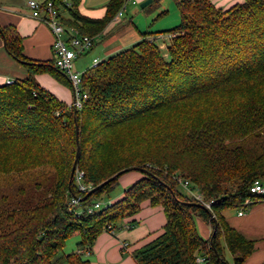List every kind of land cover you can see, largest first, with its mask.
<instances>
[{
  "label": "trees",
  "instance_id": "1",
  "mask_svg": "<svg viewBox=\"0 0 264 264\" xmlns=\"http://www.w3.org/2000/svg\"><path fill=\"white\" fill-rule=\"evenodd\" d=\"M50 1L65 27L93 35L125 0H109L101 19L82 15L79 0ZM173 1L179 22L166 31L168 59L144 32L84 71L80 109L36 81L44 72L69 84L53 58H26L16 28L0 25L5 51L27 70L0 83V264H91L84 251L144 200L160 205L166 220L133 251L134 264H243L254 250L222 211L262 197L249 188L264 181V0L224 10L210 0ZM131 170L142 176L120 198L86 212ZM76 171L90 188L109 181L81 200L87 191ZM177 178L209 206L179 191ZM72 197L79 204L69 205ZM196 219L210 226L208 238ZM74 233L77 251L64 253Z\"/></svg>",
  "mask_w": 264,
  "mask_h": 264
},
{
  "label": "crops",
  "instance_id": "2",
  "mask_svg": "<svg viewBox=\"0 0 264 264\" xmlns=\"http://www.w3.org/2000/svg\"><path fill=\"white\" fill-rule=\"evenodd\" d=\"M35 1L42 3L46 0ZM144 1L136 0V4H133L131 1L125 0L122 4L124 5L122 15L117 17L116 12L99 32L93 34L95 38L93 47L75 60V67L79 72L86 71L95 57L102 60L107 59L111 55L134 45L142 39L144 32H150L149 37L154 38L160 48H166L170 37L169 33L164 31L175 25L166 27V25L159 23L166 17L164 15L169 10H174L173 3L175 4V2L173 0H161L156 4L151 1L152 4L149 3L145 7H141L140 4ZM210 1L216 8L224 10L243 0ZM108 2L109 0H79L78 10L82 15L89 18L101 19L105 15ZM137 4H139L142 11H150L147 12L148 16L143 24L137 17L141 13L136 8ZM129 5L130 8H127ZM151 6L154 7L152 11L147 10ZM164 10L165 13L158 16ZM62 14L67 16L66 12ZM42 15V12L29 6L28 0H0V25H12L16 28L22 37L23 54L31 60L45 61L52 59L51 44L53 34L48 26L39 19V16ZM157 20L158 22L155 24ZM65 29L70 31L72 28L65 27ZM164 37H167L168 43H165ZM157 40L162 41L161 44ZM4 55L5 58H11L4 51L3 39L0 37V58H4ZM79 62H83L81 66ZM79 69L83 70L80 71ZM7 79L15 78L8 73L0 71V83L5 82ZM35 79L42 87L55 94L66 104L69 105L72 102L73 89L70 82L66 84L44 72L36 74ZM141 176L142 173L137 170L123 173L118 178L116 186L119 188L116 190L115 196L110 199V202L120 198L125 188ZM228 210L230 212L227 213L226 211ZM238 210L239 208H228L223 210L222 213L230 226L234 227L246 239L254 242V250L243 264H264V193L261 198L245 208L242 215H238ZM132 220H135V224L129 227V223ZM165 220V214L160 205H151L149 200H144L141 203L140 210L135 215L123 219L112 232L104 231L100 233L90 248V254L86 255L84 251V258L88 259L91 264H134L133 251L156 238L162 232ZM195 223L200 228L204 238H208L211 234L210 226L200 219H196ZM74 235H77L75 236L77 251L79 234L74 233L72 236ZM123 243L126 244L125 248H123ZM225 257L227 261L231 262L228 252L225 253Z\"/></svg>",
  "mask_w": 264,
  "mask_h": 264
},
{
  "label": "built area",
  "instance_id": "3",
  "mask_svg": "<svg viewBox=\"0 0 264 264\" xmlns=\"http://www.w3.org/2000/svg\"><path fill=\"white\" fill-rule=\"evenodd\" d=\"M131 1L133 4H136V0H126ZM28 4L31 8L40 11L43 13L42 16H39V19L44 22L51 33L53 34V41L51 44V52L54 65L61 70L68 78L72 89H73V99L70 105L76 109H80L82 103L87 98V93L82 88V75L84 72H79L75 67V60L82 56L84 53L89 51L94 43L95 38L93 35L81 34L74 28L70 31H67L64 25L57 17V13L52 6L50 0L44 1L42 3L36 2L35 0H28ZM124 9V5L117 11L116 16H121ZM102 59L95 57L92 59L91 64L88 69L96 66ZM12 80L7 79L5 82L10 83ZM82 172H75V181L77 183L78 189L81 192H86L90 189V186H86L81 183ZM178 182L184 188L187 194L194 197L199 203L208 207L209 204L203 201L200 194L195 193L191 189L188 180L178 179ZM250 193L254 195H261L264 193V182L261 179L253 180L250 188ZM78 199L75 197L70 198L69 205H77ZM253 201L250 197L246 198L243 201V204L239 207L238 215H242L245 208H247ZM102 207V204L99 200L93 202V204L86 207L87 213H92L94 210H97ZM112 232V231H111ZM125 243H123V248H125ZM86 255L90 254V249L85 251ZM197 262L201 263L204 260V257L198 256Z\"/></svg>",
  "mask_w": 264,
  "mask_h": 264
},
{
  "label": "rangeland",
  "instance_id": "4",
  "mask_svg": "<svg viewBox=\"0 0 264 264\" xmlns=\"http://www.w3.org/2000/svg\"><path fill=\"white\" fill-rule=\"evenodd\" d=\"M173 6H174V10L172 9V11L171 10H169V12L168 13H166L164 16H166V17H164V19H162V21L159 23V24H161V25H166V27L167 26H172V25H176V24H178V22H179V20H178V10H177V8H176V6H175V4L173 3ZM127 8H130V5L127 7ZM136 8H137V10H139L141 13H139L138 15H137V17H138V19L139 20H141L142 22V24H143V22L145 23V20L147 19L146 17L148 16V13L147 12H150V11H147V12H145V11H142V9H141V7L139 6V4H137V6H136ZM151 8V9H150ZM152 8H154L153 6H151V7H149V8H147V10H151L152 11ZM128 18H129V16H128ZM132 18V17H131ZM160 20V19H159ZM158 22V20L155 22V24ZM163 22V23H162ZM154 24V23H153ZM167 31V30H166ZM166 31H164V32H166ZM164 41H165V43H168V39H167V37H164ZM158 42H160V44H161V42L162 41H160V40H157ZM4 51H5V49H4ZM161 52H162V54H163V56L166 58V59H168V55L166 54L167 52H166V48L164 47V48H161ZM4 54V53H3ZM3 54H2V56H3ZM7 58V59H6ZM5 58V55H4V58H0V71H2L3 73H8V74H10L12 77H14V78H22V77H24V76H26L27 75V70H26V68L22 65V64H20L19 62H17L16 60H14L13 58H10V59H8V57H6ZM83 62H79V65L81 66V64H82ZM80 70V69H79ZM83 70V69H82ZM82 70H80V71H82ZM12 80V79H11ZM180 179V178H179ZM177 182H178V178H177ZM264 182V181H263ZM178 184H179V187H178V190L179 191H181L182 193H186V191L184 190V188H182V186L180 185V183L178 182ZM119 187H115V189L113 190V191H111L109 194H108V196L107 195H104L99 201H100V203L102 204V206L103 205H106L107 203H109L110 202V199H112L115 195V192H116V190L118 189ZM195 191V193H197V191L196 190H194ZM227 213L228 212H230V210H228V211H226ZM196 221V220H195ZM196 228H197V231H198V233L202 236V237H204L203 236V234H202V232L200 231V228L198 227V225L196 226ZM75 234H78V233H75ZM75 236H77V235H74V236H70L66 241H65V246H64V248H63V252L64 253H69V252H74V251H76V244H75V240H76V237ZM226 258V257H225Z\"/></svg>",
  "mask_w": 264,
  "mask_h": 264
},
{
  "label": "water",
  "instance_id": "5",
  "mask_svg": "<svg viewBox=\"0 0 264 264\" xmlns=\"http://www.w3.org/2000/svg\"><path fill=\"white\" fill-rule=\"evenodd\" d=\"M151 1H152V0H145L144 2H142V3L140 4V6H141V7H145L147 4L151 3ZM4 42H5V41L3 40V44H4ZM27 63H28V62H27ZM78 155H79V147H78V145H77L76 155H75V160H74V165H73V168H72V170H71V177H72V175H73V173H74V170H75V164H76V162H77ZM108 181H109V179L105 180L104 182H102L101 184H99V185H97V186H95V187L90 188V189L87 191L86 195H85L83 198H81V200L85 199L88 195H90L91 193H93L95 190H97L99 187H101L103 184H105V183L108 182Z\"/></svg>",
  "mask_w": 264,
  "mask_h": 264
}]
</instances>
